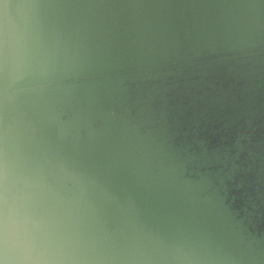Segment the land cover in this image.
<instances>
[{
  "label": "clouds",
  "instance_id": "9594fccd",
  "mask_svg": "<svg viewBox=\"0 0 264 264\" xmlns=\"http://www.w3.org/2000/svg\"><path fill=\"white\" fill-rule=\"evenodd\" d=\"M264 119V0H0V264H264L208 124Z\"/></svg>",
  "mask_w": 264,
  "mask_h": 264
},
{
  "label": "water",
  "instance_id": "95a60500",
  "mask_svg": "<svg viewBox=\"0 0 264 264\" xmlns=\"http://www.w3.org/2000/svg\"><path fill=\"white\" fill-rule=\"evenodd\" d=\"M203 131L206 138L217 141L216 160L231 178L234 195L242 198L253 177L264 178V119L260 107L254 106L243 122L229 117L218 125L208 124Z\"/></svg>",
  "mask_w": 264,
  "mask_h": 264
}]
</instances>
